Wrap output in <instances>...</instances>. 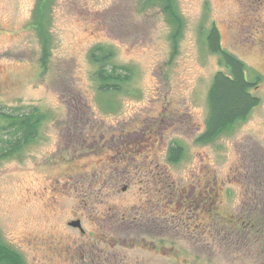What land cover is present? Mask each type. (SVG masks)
Instances as JSON below:
<instances>
[{"label": "rangeland", "instance_id": "rangeland-1", "mask_svg": "<svg viewBox=\"0 0 264 264\" xmlns=\"http://www.w3.org/2000/svg\"><path fill=\"white\" fill-rule=\"evenodd\" d=\"M35 1L0 0V106L45 114L38 136L0 159L1 240L25 264H264V0H173V56V24L156 0H53L45 68ZM212 25L262 76L260 101L200 143L223 70L204 42ZM96 45L131 68L122 91H98ZM174 141L185 152L172 164ZM222 223H234L231 237Z\"/></svg>", "mask_w": 264, "mask_h": 264}, {"label": "trees", "instance_id": "trees-1", "mask_svg": "<svg viewBox=\"0 0 264 264\" xmlns=\"http://www.w3.org/2000/svg\"><path fill=\"white\" fill-rule=\"evenodd\" d=\"M160 3L173 24L172 56L177 49V38L181 33V19L177 15L173 0H156ZM53 0H36L31 11L30 25L34 29L40 45V64L46 67L51 52ZM170 23V24H171ZM207 49L218 56L223 70H217L212 78L206 94L207 114L204 129L196 137L200 143L210 142L219 134L230 130L238 122L244 121L252 109L259 104V96L253 90L261 82L262 76L250 69L244 61L226 50L220 41V34L212 25L204 36ZM88 57L96 65L94 78L98 83V91L118 93L131 79L132 70L127 65L112 62L113 52L103 45H96L88 52ZM247 71L250 76H247ZM45 114L36 107L27 109L5 110L0 106V159L9 158L20 152L27 144L38 136V130ZM182 142L174 141L167 149V160L177 163L184 155ZM211 200V199H210ZM212 201V200H211ZM263 211V210H262ZM256 217L263 214L255 212ZM250 226V221H247ZM224 232L233 235L234 223H222ZM252 227V226H251ZM0 264H25L22 254L4 243L0 238Z\"/></svg>", "mask_w": 264, "mask_h": 264}, {"label": "flooded vegetation", "instance_id": "flooded-vegetation-1", "mask_svg": "<svg viewBox=\"0 0 264 264\" xmlns=\"http://www.w3.org/2000/svg\"><path fill=\"white\" fill-rule=\"evenodd\" d=\"M169 162V161H168ZM170 163H172V162H170ZM172 164H174V163H172ZM155 167H157V164H155ZM162 174H163V176H165V177H167L168 176V174L166 175L164 172H161ZM126 187H127V185L126 184H123L122 186H121V189L122 190H125L126 189ZM207 187V186H206ZM212 188L210 187V190H211ZM201 191H202V189H201ZM201 191H200V193H201ZM208 192V189L206 190V189H204L203 190V192ZM205 195L204 194H202V196L200 197V196H198V202H196L197 204L199 203L200 205H205V203L207 202V198L206 197H204ZM149 200H151V199H149V198H147V201H149ZM211 203H213V201L215 200L214 198H211ZM142 210V209H141ZM139 212H140V209H139ZM71 222H77V225H72L71 224ZM70 227H72V228H74V229H77L79 232H81V233H83L84 232V229H83V227H82V225H81V221H80V219H73V220H71V221H68V223H67Z\"/></svg>", "mask_w": 264, "mask_h": 264}, {"label": "water", "instance_id": "water-1", "mask_svg": "<svg viewBox=\"0 0 264 264\" xmlns=\"http://www.w3.org/2000/svg\"><path fill=\"white\" fill-rule=\"evenodd\" d=\"M72 225H77V222H71Z\"/></svg>", "mask_w": 264, "mask_h": 264}]
</instances>
